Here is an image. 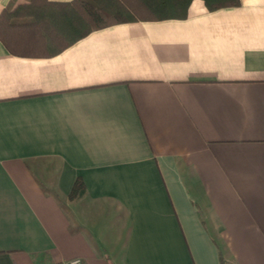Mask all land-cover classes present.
Wrapping results in <instances>:
<instances>
[{
	"label": "crops",
	"instance_id": "1",
	"mask_svg": "<svg viewBox=\"0 0 264 264\" xmlns=\"http://www.w3.org/2000/svg\"><path fill=\"white\" fill-rule=\"evenodd\" d=\"M73 256L264 264V0L0 42V264Z\"/></svg>",
	"mask_w": 264,
	"mask_h": 264
},
{
	"label": "trees",
	"instance_id": "2",
	"mask_svg": "<svg viewBox=\"0 0 264 264\" xmlns=\"http://www.w3.org/2000/svg\"><path fill=\"white\" fill-rule=\"evenodd\" d=\"M193 0H27L0 11V42L13 55L52 56L89 32L142 20L182 19ZM208 11L236 6L239 0H199ZM84 185L74 181L70 198Z\"/></svg>",
	"mask_w": 264,
	"mask_h": 264
},
{
	"label": "built area",
	"instance_id": "3",
	"mask_svg": "<svg viewBox=\"0 0 264 264\" xmlns=\"http://www.w3.org/2000/svg\"><path fill=\"white\" fill-rule=\"evenodd\" d=\"M62 264H84V263L80 257L73 256L65 260Z\"/></svg>",
	"mask_w": 264,
	"mask_h": 264
}]
</instances>
